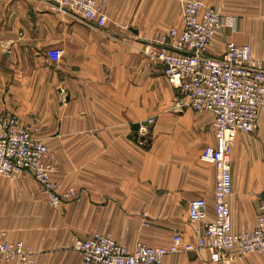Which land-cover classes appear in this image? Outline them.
<instances>
[{"label":"crops","instance_id":"1","mask_svg":"<svg viewBox=\"0 0 264 264\" xmlns=\"http://www.w3.org/2000/svg\"><path fill=\"white\" fill-rule=\"evenodd\" d=\"M184 1L106 0L108 20L95 28L52 11L50 0H0V112L41 125L55 153L58 191L77 192L53 207L30 174L0 175V229L30 246L33 264H82L74 240L94 231L130 247L165 246L164 264H220L206 248H170L177 233L183 242L196 239L190 200L206 198L213 218L217 174L200 160L216 144L213 117L177 108L178 90L145 54L157 32L181 24ZM201 1L237 20L213 46L220 42L223 51L221 40H232L264 55V0ZM51 53L61 56L55 61ZM137 123L147 131H136ZM136 132L146 139L136 140ZM231 148V220L241 232L255 226L264 203V111L257 130L238 132ZM236 264H264V253Z\"/></svg>","mask_w":264,"mask_h":264},{"label":"built area","instance_id":"2","mask_svg":"<svg viewBox=\"0 0 264 264\" xmlns=\"http://www.w3.org/2000/svg\"><path fill=\"white\" fill-rule=\"evenodd\" d=\"M106 0H50L58 13L72 12L95 28L105 26L108 16ZM236 17L225 15L201 0L182 4L179 26L152 41L145 50L147 59L163 66L169 83L178 90L177 108L191 107L213 117L215 145H206L200 160L217 169L214 189V216L208 218V202L195 197L188 205L189 219L199 224L195 241L183 242L173 235L171 250L206 248L210 260L236 264L237 258L250 252H264V203L255 226L235 232L232 228L229 196L233 192L230 148L238 132L253 133L258 116L264 110V55L256 56L248 43L225 41L223 51L213 55L211 47L223 30L234 31ZM57 53H51L55 58ZM153 124L155 120L149 119ZM36 123H24L10 111L0 112V175L11 180L30 174L47 193L49 201L59 206L76 196V188L60 193L58 168L54 155L40 134ZM140 131H147L146 125ZM73 248L82 264H164L169 248L142 241L133 247L109 234L94 231L87 238H76ZM0 256L4 263L33 264L34 255L23 240H11L0 229Z\"/></svg>","mask_w":264,"mask_h":264},{"label":"rangeland","instance_id":"3","mask_svg":"<svg viewBox=\"0 0 264 264\" xmlns=\"http://www.w3.org/2000/svg\"><path fill=\"white\" fill-rule=\"evenodd\" d=\"M166 31H168V30H166ZM166 31H160V32H157L156 33V35L151 39V41H156L159 37H160V35L161 34H163V33H166ZM222 38V37H221ZM220 37H217L216 39H218L219 41H220V39H221ZM222 42H223V39L221 40V45H224V42H223V44H222ZM212 46H213V44H212ZM215 49H214V51H213V55H219L222 51H221V48H220V42L218 43V44H216V45H214L213 46ZM221 51V52H220ZM58 56L60 57L61 56V54L60 53H57V55L55 56V58H54V60L55 61H57L59 58H58ZM176 101V100H175ZM264 111V110H263ZM153 121L155 120V118H151ZM148 122H152L151 120H148ZM36 124H38V126L41 128V125L39 124V123H36ZM40 134H41V136H43V138H45V136L43 135V133H42V130H40ZM45 140V139H44ZM48 146V145H47ZM49 148V147H48ZM49 151L54 155V159L56 158L55 157V153L49 148ZM232 153V148H230V154ZM207 164H210V163H207ZM211 165H213V164H211ZM76 196H77V194H76ZM76 196L75 197H73L72 199H70V200H73L74 198H76ZM69 201V200H68ZM64 202V201H63ZM52 205V204H51ZM53 207H58V206H54V205H52ZM60 206V205H59ZM264 253V252H263ZM263 253H258V252H250V253H247V254H263ZM247 254H244V255H247ZM243 256V255H242ZM0 258H1V260H2V262L4 263V261H3V259H2V257L0 256ZM6 264V263H5Z\"/></svg>","mask_w":264,"mask_h":264},{"label":"water","instance_id":"4","mask_svg":"<svg viewBox=\"0 0 264 264\" xmlns=\"http://www.w3.org/2000/svg\"><path fill=\"white\" fill-rule=\"evenodd\" d=\"M140 126H141V124H134V126H133V128L136 130V131H138L139 129H140ZM135 137H136V140H140V141H144L145 139H146V136L145 135H140L138 132H136V135H135Z\"/></svg>","mask_w":264,"mask_h":264}]
</instances>
